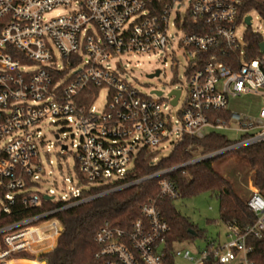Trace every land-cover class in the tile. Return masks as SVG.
I'll return each instance as SVG.
<instances>
[{
	"label": "built area",
	"instance_id": "2783aa9c",
	"mask_svg": "<svg viewBox=\"0 0 264 264\" xmlns=\"http://www.w3.org/2000/svg\"><path fill=\"white\" fill-rule=\"evenodd\" d=\"M185 1L0 0V219L17 212L18 204L30 210L0 226V264L38 259L52 250L63 230L60 212L149 181L157 182L159 192L142 205V216L130 228L106 222L96 232V264H207L211 256L218 264H254L249 239L264 233L260 191L247 199L253 224H227L226 240L211 238L196 252L170 247L161 202L181 197L172 174L264 142V106L257 118L229 107L243 94L264 96V52L260 47V55L249 57L245 43L248 29L264 39L252 29V12L264 20V0ZM177 3L183 11L175 9ZM57 9L66 13L52 16ZM175 46L186 65L175 79L179 85L167 94L145 95L128 81V68L140 56L164 55L167 66L170 55L178 72ZM172 107H180L175 115ZM51 124L79 132L71 143L75 164L64 178L73 186L61 196L54 188L44 190L52 173L44 162L53 164L51 148L62 157L71 150L63 142L66 130L54 133V141L43 132ZM219 131L240 137L207 154L191 146L189 160L129 178L139 159L151 157L157 164L169 156L162 155L169 142L172 152L186 136L203 139ZM105 185L112 186L91 193Z\"/></svg>",
	"mask_w": 264,
	"mask_h": 264
},
{
	"label": "trees",
	"instance_id": "16d2710c",
	"mask_svg": "<svg viewBox=\"0 0 264 264\" xmlns=\"http://www.w3.org/2000/svg\"><path fill=\"white\" fill-rule=\"evenodd\" d=\"M2 24L3 22H0V29ZM263 41L260 34L248 29L245 34L247 56L260 55V44ZM233 142L234 140L215 132L203 139L186 136L169 156L161 159L157 164H152L151 157L139 159L134 166V174H131L129 178L189 160L194 156V152L189 151L191 146H195L196 152L207 154L223 149ZM233 153L247 164L252 172V185L264 196V142L235 149ZM224 154L189 166L184 172L178 171L172 174V178L181 190L180 198L208 192L220 200V217L225 225L234 224L245 228L256 220L254 212L247 205L246 197H249L251 190L248 195L243 194L235 183L215 168L214 160ZM109 186L112 185L94 187L91 193H97ZM158 192L157 182L149 181L60 212L59 218L63 225L61 235L56 246L41 257L47 264H96L97 245L94 241L96 232L106 222L112 226L130 228L133 221L142 216V205L155 197ZM175 201L165 199L161 202L163 215L171 227L168 238L170 247L174 248L186 240L192 242L196 237H204L208 244L211 238L209 239L204 231L180 213ZM15 209L18 211L0 219V226L30 213V210L24 208L22 204L16 205ZM249 245L253 247L250 254L253 263L264 264V233L261 237H251ZM18 256L27 257L26 254ZM207 264H218V262L211 256Z\"/></svg>",
	"mask_w": 264,
	"mask_h": 264
},
{
	"label": "rangeland",
	"instance_id": "374dc122",
	"mask_svg": "<svg viewBox=\"0 0 264 264\" xmlns=\"http://www.w3.org/2000/svg\"><path fill=\"white\" fill-rule=\"evenodd\" d=\"M190 0L185 1V5L189 4ZM175 9L182 10L184 5L177 3ZM58 13H66L64 9H57L51 13L55 16ZM253 21L252 29L260 32L264 35V20L256 12H252ZM246 25L243 24L239 27L237 35L241 38L246 30ZM174 50L176 52L177 59L179 60L178 72L173 66L174 61L171 56H167V66L164 65V55H151L140 56L133 59V63L130 68H128L127 79L132 83L140 92L145 95H151L153 90H160L166 94L179 83L175 80L176 77H182L184 75L186 60L183 56V51L181 48L175 46ZM140 65H137V63ZM175 65V64H174ZM161 70L162 73L159 76L150 77L149 75ZM187 96V91L185 89L183 98ZM154 98H156L153 95ZM102 103L98 105L101 106ZM264 106V96L255 93L243 94L242 96L232 98L230 102V109L240 112L243 115L251 116L257 118L260 109ZM180 107H172L171 113L173 115L179 110ZM67 131L68 138L63 140L64 143L69 144L70 152L68 155L62 157L58 156L55 148H51L49 153V159L53 161L52 165H49L48 159H45V165L47 171L52 173L48 176L49 181L44 184V190L54 188L56 194L63 195L65 193L71 192V187L73 186L69 182H64V178L69 177V172L67 170L72 169L75 164V148L72 147L71 143L74 140H79V132L77 128L73 130L64 129L61 124H51L43 127V132L47 137L54 141V133L58 131ZM220 134L225 135L231 140H237L240 137V133L235 131H219ZM75 135V136H74ZM74 136V137H73ZM174 141L177 139L174 138ZM50 144V143H49ZM172 144L168 143L167 147L162 149V155H169L172 150ZM62 166V167H61ZM215 168L222 173L225 177L229 178L236 187L241 189L243 194L248 195L250 190L256 189L251 182L252 172L248 168L247 164L236 154L232 152H227L223 156L218 157L214 160ZM55 181V184L53 183ZM248 197H246L247 199ZM177 209L180 213L187 217L191 222L204 231L205 235L210 238H216L217 240H226V225L222 222L220 217V200L211 195L208 192H201L197 195L190 197H183L175 201ZM207 241L204 237H196L194 241H183L178 244L180 247H188L193 252L197 251V247L204 248ZM18 264H47L46 260L42 257L38 259L21 260Z\"/></svg>",
	"mask_w": 264,
	"mask_h": 264
},
{
	"label": "water",
	"instance_id": "95a60500",
	"mask_svg": "<svg viewBox=\"0 0 264 264\" xmlns=\"http://www.w3.org/2000/svg\"><path fill=\"white\" fill-rule=\"evenodd\" d=\"M246 23H247L248 26L251 24V17H250V16H248V17L246 18ZM260 47H261V50L264 52V42H262V43L260 44ZM158 75H159V71H157V72L154 73V74H150L149 76H150V77H154V76H158ZM173 92H175L177 95L180 94V91H173ZM158 93H161V91H158ZM176 102H177V99L174 100V103H176Z\"/></svg>",
	"mask_w": 264,
	"mask_h": 264
},
{
	"label": "bare ground",
	"instance_id": "6f19581e",
	"mask_svg": "<svg viewBox=\"0 0 264 264\" xmlns=\"http://www.w3.org/2000/svg\"><path fill=\"white\" fill-rule=\"evenodd\" d=\"M256 191H258V190L257 189L251 190V193L249 194V196H251Z\"/></svg>",
	"mask_w": 264,
	"mask_h": 264
},
{
	"label": "crops",
	"instance_id": "0c3cea01",
	"mask_svg": "<svg viewBox=\"0 0 264 264\" xmlns=\"http://www.w3.org/2000/svg\"><path fill=\"white\" fill-rule=\"evenodd\" d=\"M214 239H216V238H214Z\"/></svg>",
	"mask_w": 264,
	"mask_h": 264
}]
</instances>
